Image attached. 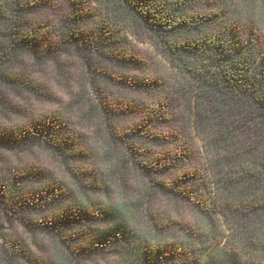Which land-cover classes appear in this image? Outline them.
Masks as SVG:
<instances>
[{"label": "trees", "instance_id": "1", "mask_svg": "<svg viewBox=\"0 0 264 264\" xmlns=\"http://www.w3.org/2000/svg\"><path fill=\"white\" fill-rule=\"evenodd\" d=\"M42 8L0 0V112L26 117L15 100H56L53 83L70 95L1 129L0 145H40L75 182L45 178L34 192L63 204L43 220L60 230L55 264L87 252L86 230L71 227L91 225L90 210L113 225L90 245L130 243L123 264H264V0H67L50 28L33 20ZM145 37L161 67L140 78L128 72L146 68ZM87 156L93 168L74 166ZM34 176L11 172L12 200ZM114 190L112 208L95 199ZM184 210L190 224L171 216Z\"/></svg>", "mask_w": 264, "mask_h": 264}, {"label": "rangeland", "instance_id": "2", "mask_svg": "<svg viewBox=\"0 0 264 264\" xmlns=\"http://www.w3.org/2000/svg\"><path fill=\"white\" fill-rule=\"evenodd\" d=\"M38 1L41 2L43 8L34 15L33 20L36 24L50 28L57 22L67 0ZM261 3L262 1L258 2L256 7L260 8ZM262 33V38H264V31ZM140 58L144 59V62L147 63V65L145 64L146 68L140 69V72L129 71L128 74H140V78H143L146 75L160 73V58L155 53V48L151 41L146 37L140 41ZM63 59L69 63L72 76L77 75L79 70L75 57L71 54H65ZM47 76L49 75L46 72L44 80L49 81ZM53 85H55L56 100L48 102H39L28 98L15 100L16 102L19 101L28 110L26 117L6 116L0 112V130L11 128L25 119L29 121L37 115L58 109L62 105V102L69 98L70 94L63 87L54 83ZM75 133L85 144L84 148L89 150L90 144L87 134L84 133L82 135V132H77L76 129ZM95 165L96 162L90 156L78 160L76 164L74 163L75 167L81 169H91ZM13 171L20 174L30 173L35 175L39 173L42 175V177L34 176L29 180H25L15 201L9 196V180ZM45 178L47 180L53 178L56 182L61 183L65 189L75 188V182L69 172L65 171L44 147L36 144L34 146L12 149L0 145V247L4 243L13 242L18 250V253H15V256H12V258L0 255V264H55L58 259L56 236L60 230H52L49 228V225H45L46 223L43 220L51 216L53 217L62 208L63 204H59V208L52 209V207L47 205L46 201L42 202L40 199L34 197V192L46 181ZM22 197L28 200L27 204L19 202ZM95 199L112 208L120 201V196L114 190L109 197L99 194ZM35 203H38L41 207ZM34 205H36L35 208ZM90 213L94 214L91 225H88V227L77 225L71 227L75 231L85 229L84 233L89 235L82 242V245L88 247L87 252L76 254V259L71 264H123L129 256L128 251L132 248V245L130 243H121L113 246L112 243H109L105 247H92L90 245L91 239L113 225H110L111 222L109 220H104L100 216H97L96 210H90ZM164 214V216L171 215V213L167 212ZM171 216L182 223H191V216L185 210ZM61 231L70 233L68 229ZM79 248L81 249L80 245ZM19 250L23 253L22 255L19 253Z\"/></svg>", "mask_w": 264, "mask_h": 264}]
</instances>
